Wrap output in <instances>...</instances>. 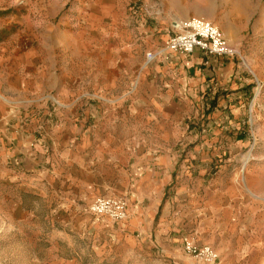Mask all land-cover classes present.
I'll return each mask as SVG.
<instances>
[{"label": "crops", "instance_id": "crops-1", "mask_svg": "<svg viewBox=\"0 0 264 264\" xmlns=\"http://www.w3.org/2000/svg\"><path fill=\"white\" fill-rule=\"evenodd\" d=\"M126 1L0 0L3 177L67 210L121 198L127 220L112 225L169 255L187 241L215 264H264V141L242 128L240 66L198 50L121 59L127 34L139 54L175 33L121 31ZM128 76L139 93L125 100Z\"/></svg>", "mask_w": 264, "mask_h": 264}, {"label": "rangeland", "instance_id": "rangeland-1", "mask_svg": "<svg viewBox=\"0 0 264 264\" xmlns=\"http://www.w3.org/2000/svg\"><path fill=\"white\" fill-rule=\"evenodd\" d=\"M124 4L127 10L120 16L119 29L129 33L139 26L174 28L192 18L218 27L227 43L237 49L234 70L240 66L243 87L250 92L242 128H246L249 142L264 141V0H127ZM132 38L128 34L123 38L120 58L138 59L144 68L146 53L158 51L162 45L146 48L144 42L141 53L136 54ZM165 56L163 52L162 58ZM138 86V80L128 76L115 89L127 100L137 96ZM255 96L261 98L259 107ZM2 143L0 264H205L184 248L169 255L119 231L108 219L93 216L89 212L92 198L80 202L76 210H67L51 195L42 196L23 181L3 177Z\"/></svg>", "mask_w": 264, "mask_h": 264}, {"label": "built area", "instance_id": "built-area-1", "mask_svg": "<svg viewBox=\"0 0 264 264\" xmlns=\"http://www.w3.org/2000/svg\"><path fill=\"white\" fill-rule=\"evenodd\" d=\"M177 31L161 46L158 51H150L145 55V66L162 58L163 52L173 55L191 54L198 50L213 57H236L237 49L224 39L222 33L211 22L192 18L174 27ZM164 58V57H163ZM89 212L104 217L112 223L127 220V206L121 198H96L89 206ZM184 251L205 264H213L217 254L209 246H197L193 242L184 241Z\"/></svg>", "mask_w": 264, "mask_h": 264}]
</instances>
